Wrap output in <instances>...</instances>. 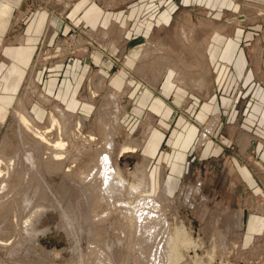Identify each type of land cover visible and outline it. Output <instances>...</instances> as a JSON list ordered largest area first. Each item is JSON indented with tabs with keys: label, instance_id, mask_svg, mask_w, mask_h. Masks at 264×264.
Segmentation results:
<instances>
[{
	"label": "rangeland",
	"instance_id": "rangeland-1",
	"mask_svg": "<svg viewBox=\"0 0 264 264\" xmlns=\"http://www.w3.org/2000/svg\"><path fill=\"white\" fill-rule=\"evenodd\" d=\"M12 1L0 30V264H108L101 251L140 264L118 210L138 195L161 200L169 231L154 240L170 234L174 264H264V0H176L166 18L164 0ZM107 129L126 182L114 203L92 186ZM140 167L151 189L130 196Z\"/></svg>",
	"mask_w": 264,
	"mask_h": 264
},
{
	"label": "bare ground",
	"instance_id": "bare-ground-1",
	"mask_svg": "<svg viewBox=\"0 0 264 264\" xmlns=\"http://www.w3.org/2000/svg\"><path fill=\"white\" fill-rule=\"evenodd\" d=\"M163 74H164V72H163ZM155 80H156V78H155ZM178 80L180 81L181 84H184V85L190 84L188 82V80L184 79V76L179 77ZM199 83H201V82H199ZM199 87H202V86H199ZM54 109L56 111H59L62 114L65 113V111L63 109H60L59 106H54ZM118 118L119 117L117 115L115 117L113 123H116V122L119 123ZM22 119L24 121L23 123L27 124L28 127H30L29 119H27L25 117H23ZM52 121L54 122V123L52 122L53 124H55V123L61 124V122H59L58 119H54L53 117H52ZM217 121H218V118H215L211 121V123L209 122V125L206 126V131H204V133L201 135V138H200L201 144L205 143V141L207 140V137H208V133L212 132L214 130L216 124L218 123ZM109 122L112 123L111 121H109ZM30 128H32V126ZM35 129L36 128H34V127L32 128V130L34 132L37 131ZM147 129L148 130H146V133L148 134L150 128H147ZM113 131H114V129H107L104 132L107 134L106 135L107 138H106V142L104 143V146L102 145L103 149L101 150V152L103 153V155L101 156V158L97 164V167H95V168H97V173H98L97 175H99V177H100L101 184L99 185V183H98V186H94V184H93L92 186L95 187L96 190L95 189L94 190L99 194V196L101 198H102L101 195H103V199H104V197H107L108 199L112 200L114 203V202H116V200L119 201L118 200L119 194L124 190V188L126 186V182H125V179L123 178L124 175H122L120 170H117L118 168L116 169V167L113 165L112 154H113L114 150H116V144L113 141V136L116 135V130L114 132ZM144 133H145V131H144ZM116 136H114V137H116ZM117 139H119V136ZM137 142H139V141H137ZM137 144H139V143H137ZM63 146H64L63 141H56V142L54 141V145H52V147H53L52 155H54V157L59 156V155L61 156L59 150L60 149L62 150ZM128 150H131V149L125 145V146H123L120 153L128 151ZM125 153H127V152H125ZM137 173H138L137 174L138 182L136 183V185H131L130 187H128L129 188L128 194L130 196L137 193L139 191V189H140V191L141 190L149 191L151 189L150 188V181H149L148 176L144 170V167L143 168L140 167L138 169ZM92 175H94V173H92ZM90 180H91L90 181L91 183L94 182V181H92V179H90ZM95 182H96V180H95ZM88 184H90V183H88ZM96 185H97V182H96ZM86 186H88V185H86ZM95 195H97V194H95ZM97 197H98V195L95 196V198L97 200H100L99 199L100 197L99 198H97ZM129 198H131V197H129ZM103 199L101 201H103ZM120 202H119L120 205L117 204L119 207L118 210L121 211L120 213L122 214L124 220H126L127 222L130 221V225H131V222L134 224V230H136V232L133 230L134 234H136V237L133 233L132 234H133V237H135L134 238L135 245H134L133 249H135L136 254L134 253V255L136 256V259H138V262L140 264H162V263L163 264H174V263H176L175 261L179 260L181 256H180L179 250L177 249L176 244L174 242H172V238L169 236L170 234L168 235L167 240L163 241V239H160L159 242L156 241L157 238L154 240V238L156 237L158 232H160L161 228L164 227L163 234H165L166 231H169V227H168L169 223L167 220V215L162 210L163 207H162L161 200H158L156 197H153V196L140 197V195H138L135 202L130 200V199L127 201L121 200ZM109 205H111V204H109ZM113 206H115V205H113ZM113 209H114V207H113ZM125 226H126V224H125ZM152 241L154 242V245L152 246L153 248L149 247L150 242H152ZM100 255H101V258L106 260L105 262H107L108 264H114L110 255L108 253H106L105 251H101ZM48 257L45 256L43 259H50ZM164 258H167V261ZM29 259H32V261H36L37 259L43 260V259H39L35 256H30Z\"/></svg>",
	"mask_w": 264,
	"mask_h": 264
},
{
	"label": "crops",
	"instance_id": "crops-1",
	"mask_svg": "<svg viewBox=\"0 0 264 264\" xmlns=\"http://www.w3.org/2000/svg\"><path fill=\"white\" fill-rule=\"evenodd\" d=\"M12 2L15 3L12 0H0V30L1 31H3V30L5 31V29L8 27V22L10 20L11 11H13V9H14V4ZM164 2H165V4H167V5L169 4V6H171L169 10H167V8L162 9V13H165L164 15L166 18V16H168L167 14L171 10H173L171 8H174L173 11H175L176 8L178 7V4H177L176 0H169V1L164 0ZM78 3H79V1L73 6L74 8L72 9V11H75L76 7L78 6ZM102 4H100L101 5L100 8H101V11L103 12V9H107L109 6L105 7V4L104 3H102ZM113 8H117V6H114ZM159 13H161V10L159 11ZM207 40H209V39H207ZM168 83H169V81H168ZM164 88L167 91L168 86H167V88L166 87H164ZM179 91H181V90H178V92ZM179 94H181V92H179ZM261 105H263V104H261ZM261 105H259V106H261ZM197 131H198V128L196 125H195V127L190 129V132H193L194 135L197 133ZM194 135L191 136V138H194Z\"/></svg>",
	"mask_w": 264,
	"mask_h": 264
}]
</instances>
